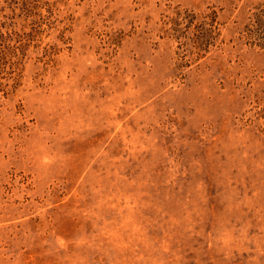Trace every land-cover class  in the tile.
Returning <instances> with one entry per match:
<instances>
[{"label": "rangeland", "instance_id": "rangeland-1", "mask_svg": "<svg viewBox=\"0 0 264 264\" xmlns=\"http://www.w3.org/2000/svg\"><path fill=\"white\" fill-rule=\"evenodd\" d=\"M261 9L0 0V264H264Z\"/></svg>", "mask_w": 264, "mask_h": 264}, {"label": "trees", "instance_id": "trees-1", "mask_svg": "<svg viewBox=\"0 0 264 264\" xmlns=\"http://www.w3.org/2000/svg\"><path fill=\"white\" fill-rule=\"evenodd\" d=\"M216 31L217 26L212 18L199 25L197 34L194 38V45L191 49V54L197 58V60L205 57V55L216 45L218 37V33ZM244 32V38L249 44L264 50V9L258 10V12L254 14L251 22L246 26V30ZM179 34L184 36L186 35V33L179 29V26L176 23L172 37L178 39ZM184 63L188 65L190 63V59L184 61Z\"/></svg>", "mask_w": 264, "mask_h": 264}]
</instances>
